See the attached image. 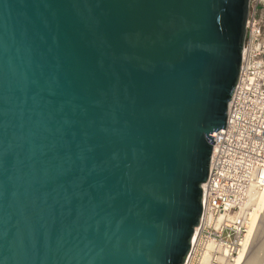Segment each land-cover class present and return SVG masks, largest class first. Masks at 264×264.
<instances>
[{
  "label": "water",
  "instance_id": "1",
  "mask_svg": "<svg viewBox=\"0 0 264 264\" xmlns=\"http://www.w3.org/2000/svg\"><path fill=\"white\" fill-rule=\"evenodd\" d=\"M249 0H0V264H183Z\"/></svg>",
  "mask_w": 264,
  "mask_h": 264
},
{
  "label": "built area",
  "instance_id": "2",
  "mask_svg": "<svg viewBox=\"0 0 264 264\" xmlns=\"http://www.w3.org/2000/svg\"><path fill=\"white\" fill-rule=\"evenodd\" d=\"M201 189V214L183 264H201L207 250L206 264H227L246 232L241 206L264 189V0H249L237 82Z\"/></svg>",
  "mask_w": 264,
  "mask_h": 264
},
{
  "label": "bare ground",
  "instance_id": "3",
  "mask_svg": "<svg viewBox=\"0 0 264 264\" xmlns=\"http://www.w3.org/2000/svg\"><path fill=\"white\" fill-rule=\"evenodd\" d=\"M264 189L254 195H251L247 201L241 206L239 214L245 215L246 232L241 239V245L238 249L237 255L234 257L233 261L227 264H257L260 261V256L264 254V240L260 242L259 246L251 251L249 244L251 241V236L253 237L254 231L258 227V217L260 216V211L264 212ZM260 235V234H259ZM262 240V239H261ZM209 248V246H208ZM209 258L208 250L202 255L201 264H206ZM260 259V260H259ZM263 259V258H262Z\"/></svg>",
  "mask_w": 264,
  "mask_h": 264
},
{
  "label": "rangeland",
  "instance_id": "4",
  "mask_svg": "<svg viewBox=\"0 0 264 264\" xmlns=\"http://www.w3.org/2000/svg\"><path fill=\"white\" fill-rule=\"evenodd\" d=\"M264 210V209H263ZM260 216L261 217H258V227L256 228L257 230L254 231V236L252 237L251 236V241H250V244H249V248L252 250H255L261 241L264 240V212L262 213V211H260ZM260 234V235H259ZM262 239V240H261ZM263 256H260V261H258L257 264H264V254L261 253ZM263 258V259H262Z\"/></svg>",
  "mask_w": 264,
  "mask_h": 264
}]
</instances>
